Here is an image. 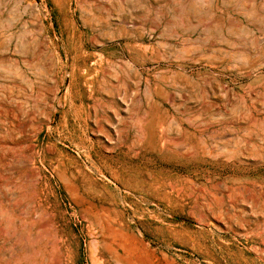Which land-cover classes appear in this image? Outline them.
Returning <instances> with one entry per match:
<instances>
[{"label": "rangeland", "instance_id": "374dc122", "mask_svg": "<svg viewBox=\"0 0 264 264\" xmlns=\"http://www.w3.org/2000/svg\"><path fill=\"white\" fill-rule=\"evenodd\" d=\"M0 264H264V0H0Z\"/></svg>", "mask_w": 264, "mask_h": 264}, {"label": "bare ground", "instance_id": "6f19581e", "mask_svg": "<svg viewBox=\"0 0 264 264\" xmlns=\"http://www.w3.org/2000/svg\"><path fill=\"white\" fill-rule=\"evenodd\" d=\"M118 58V57H117ZM75 65V64H74ZM145 66V65H144ZM72 75V74H71ZM73 76V75H72ZM72 87V86H71ZM141 124H142V122H141ZM163 124V123H162ZM162 127H165L164 125L162 126ZM143 128V127H142ZM163 130H164V128H163ZM165 132V131H164ZM161 136H162V134H161ZM143 138H144V136H143ZM175 138V137H174ZM177 139V138H176ZM171 140V139H170ZM175 140V139H174ZM176 141V140H175ZM183 187V186H182ZM180 192V191H179ZM191 193V192H190ZM192 194V193H191ZM190 194V195H191Z\"/></svg>", "mask_w": 264, "mask_h": 264}]
</instances>
